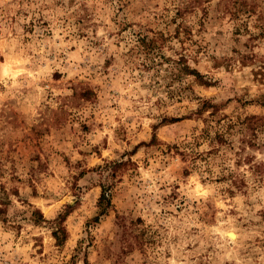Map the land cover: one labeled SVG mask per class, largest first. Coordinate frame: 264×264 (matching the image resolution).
Instances as JSON below:
<instances>
[{"label": "rangeland", "instance_id": "obj_1", "mask_svg": "<svg viewBox=\"0 0 264 264\" xmlns=\"http://www.w3.org/2000/svg\"><path fill=\"white\" fill-rule=\"evenodd\" d=\"M262 163L264 0H0V264H264Z\"/></svg>", "mask_w": 264, "mask_h": 264}, {"label": "trees", "instance_id": "obj_2", "mask_svg": "<svg viewBox=\"0 0 264 264\" xmlns=\"http://www.w3.org/2000/svg\"><path fill=\"white\" fill-rule=\"evenodd\" d=\"M144 37H145V35H143V37H142L143 40H141V42H142L141 45L143 46V48L149 50V49H154V48L157 47V45L154 44L153 41L150 40V38H149L148 42L145 43ZM180 71H182V73L186 72V73H189V74L191 73V74H193L195 76H200L199 72L196 69L190 68L188 65L182 66L180 68ZM216 138H217V141H219V142L224 140L222 135H217ZM212 150H213V148L208 150L207 152H210ZM262 164H264V163H262ZM262 164H260V165H262ZM185 171H187V169H185ZM108 200H109V198L106 197V193H105V191H103L101 193V195L99 196V200H98V206L101 209V211L104 209V207H105L106 203L108 202ZM3 211H4L3 208L0 206V219L4 218V217H2ZM35 212L38 213V215L42 219L41 212L39 210H37V209L32 211L33 214ZM61 219L62 218H59V217H57V219H55V225H54V229L52 231V235L54 236L57 244H61L66 238V231H65V228L61 225L62 224V220Z\"/></svg>", "mask_w": 264, "mask_h": 264}]
</instances>
